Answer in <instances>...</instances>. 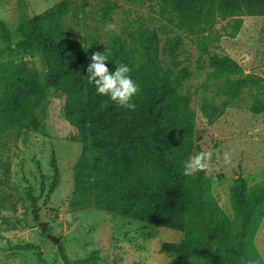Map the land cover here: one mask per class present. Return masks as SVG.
Masks as SVG:
<instances>
[{
	"label": "trees",
	"instance_id": "obj_1",
	"mask_svg": "<svg viewBox=\"0 0 264 264\" xmlns=\"http://www.w3.org/2000/svg\"><path fill=\"white\" fill-rule=\"evenodd\" d=\"M157 3L160 13H167L165 18L177 30L192 38L200 61L210 67L208 76L214 79L215 94L203 95L199 102L207 122L221 116L244 88L253 96L250 110L263 111L264 77L244 73L228 54L213 49L221 36L232 38L240 31L244 15L241 0ZM117 6L115 0H100L99 21H110ZM79 12L73 0H60L16 26L19 46L44 57L48 84L65 94L64 113L80 133L82 149L73 168L69 206L94 203L106 212L182 231L179 241L160 244V251L173 254L165 264H249L250 260L264 264L253 243L264 214V178L251 185L241 175L233 179L230 200L234 215L230 218L213 196L206 170L182 174V161L192 155L194 147V111L191 93L181 88L192 75L178 59L181 35L167 37L162 44L156 29L140 25L127 31V37L76 42L66 17H78ZM219 20L223 25L214 28ZM103 50L109 56V69L120 61L132 69L130 74L140 85L135 110L97 94L88 82L90 56ZM217 96L223 98L217 102ZM46 108L37 69L24 60H0V141L11 130L37 129ZM9 166L0 155V168L9 170ZM55 183L56 178L50 191ZM28 196L37 218L36 198L31 193ZM48 228L41 226L43 232ZM56 246L60 263H49L39 245L32 242L13 248L36 251L38 264H98V249L71 260L61 241Z\"/></svg>",
	"mask_w": 264,
	"mask_h": 264
},
{
	"label": "rangeland",
	"instance_id": "obj_2",
	"mask_svg": "<svg viewBox=\"0 0 264 264\" xmlns=\"http://www.w3.org/2000/svg\"><path fill=\"white\" fill-rule=\"evenodd\" d=\"M58 1L0 0V60H24L34 66L47 98L46 115L37 129L11 130L0 141L1 158L10 164L9 170L0 168V264H38L36 251L13 248L26 242L38 244L41 255L49 263H60L56 242L47 232L59 237L71 260L98 249V264H165L173 254L160 251V244L179 241L184 235L182 231L106 212L94 203L77 207L68 204L74 188L73 168L82 149L80 133L64 113L65 94L48 84L44 57L36 50H23L16 32L20 22ZM115 1L118 6L112 19L100 22V0H73L80 12L78 17H66L72 39L101 43L116 35L127 37V31L140 25L156 29L162 44L167 37L181 35L178 59L192 70L181 86L183 91L191 93L190 106L194 111L192 155L197 151H212L206 169L211 192L232 218L233 179L241 175L251 185L264 178V110H250L253 96L244 88L233 104L209 124L199 102L203 95L213 96L216 85L208 76L210 67L200 61L192 38L177 30L165 18L167 13H160L158 0ZM241 2L244 15L240 31L232 38L221 36L213 49L228 54L244 73L264 77V0ZM109 23L114 27L105 31ZM223 23L217 21L214 28ZM250 88L254 91V87ZM221 98L215 97L217 102ZM225 154L228 162L224 160ZM29 193L36 198L37 218ZM41 222L48 225L46 232L41 230ZM253 243L264 262V214Z\"/></svg>",
	"mask_w": 264,
	"mask_h": 264
},
{
	"label": "clouds",
	"instance_id": "obj_3",
	"mask_svg": "<svg viewBox=\"0 0 264 264\" xmlns=\"http://www.w3.org/2000/svg\"><path fill=\"white\" fill-rule=\"evenodd\" d=\"M113 27L114 25L109 23L106 25L105 31ZM106 62H109V56L105 50L94 51L91 54L90 61L86 67L88 82L93 85L97 94L106 96L108 100L129 111L135 110L134 98L140 92V85L130 74L132 69L129 64L120 61L109 69ZM212 156V151H198L194 155L187 156L182 161V174L190 176L197 171L206 170L209 167V161ZM228 159L225 154V162H228ZM249 264H259V261L250 260Z\"/></svg>",
	"mask_w": 264,
	"mask_h": 264
},
{
	"label": "water",
	"instance_id": "obj_4",
	"mask_svg": "<svg viewBox=\"0 0 264 264\" xmlns=\"http://www.w3.org/2000/svg\"><path fill=\"white\" fill-rule=\"evenodd\" d=\"M45 222H41L40 225H44ZM47 236L54 242H57L59 240V237L53 234H50L47 232Z\"/></svg>",
	"mask_w": 264,
	"mask_h": 264
}]
</instances>
